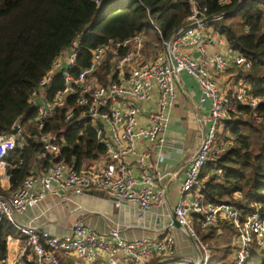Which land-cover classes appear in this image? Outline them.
<instances>
[{
  "label": "built area",
  "instance_id": "obj_1",
  "mask_svg": "<svg viewBox=\"0 0 264 264\" xmlns=\"http://www.w3.org/2000/svg\"><path fill=\"white\" fill-rule=\"evenodd\" d=\"M243 1L238 5L242 6ZM190 4L186 25L169 39L154 21L162 49L152 43L155 51L148 53L147 35L137 32L122 39L107 38L91 48L87 58L82 49L83 37L79 35L54 59L32 89L29 99L36 107L35 120L41 131L39 157L48 166L43 173L28 176L18 189L10 190L5 156L14 149H24L27 134L22 129L0 133V188L5 191L0 194V227L6 220L11 224L5 237L6 254L0 256V264H63V255L77 256L81 259L78 264H121V260L149 264L154 253H173L172 234L127 239L121 235L119 225L99 233L78 219L70 234L58 236L40 229L36 223L40 215L26 222L20 219V214L39 206L48 195L71 203L84 213L86 207L77 197L92 189L116 198L119 205L125 201L131 207H138L142 214L164 208V189L156 182L176 179L179 174L161 170L153 174L150 158L154 153L158 160H163L165 150H186L185 139L167 135L178 97L177 77L182 72L195 77L202 89V101H211L210 127L191 159L181 183L180 200L174 207L178 222L196 239L203 253V258L194 259L195 264H208L209 252L193 227L194 214L199 216L200 226L205 230L220 218L230 220L238 228L235 264H246L255 247L264 248V203H258L256 210L242 220L240 211L232 205L206 202L194 190L199 185L201 169L214 150L222 121L246 114L240 107L255 108L260 99L246 87L230 95L214 77L212 68L223 72L236 65L247 70L252 67V60L241 53L228 58L224 52L210 49L215 44H227L213 26L225 14H210L208 5L197 0H190ZM194 47L200 56L183 50ZM61 109L65 121L75 128H94L97 140L106 149V156L98 165L81 169L70 166L61 156L59 134L43 132L48 120ZM141 143L145 144L140 150ZM132 157L140 166L138 176L131 164ZM178 264L191 263L183 258Z\"/></svg>",
  "mask_w": 264,
  "mask_h": 264
},
{
  "label": "trees",
  "instance_id": "obj_2",
  "mask_svg": "<svg viewBox=\"0 0 264 264\" xmlns=\"http://www.w3.org/2000/svg\"><path fill=\"white\" fill-rule=\"evenodd\" d=\"M106 1L100 4L97 0H0V133L12 129L20 119L21 129L27 134L25 148L14 149L5 156L10 190L18 189L32 174L36 161L47 163L38 160L41 131L32 125L36 107L30 102V93L74 38L83 37V53L89 58L91 48L109 37L122 39L137 32L147 35L152 28L156 38L149 39L146 45L154 43L160 48L161 36L154 22L151 25L141 22L135 9L126 6L120 9L119 2L103 8ZM134 1L154 17L166 39L186 25L191 13L190 0ZM197 1L207 4L210 14L228 13L213 26L226 38L229 51L251 59L252 67L243 70L233 65L224 71H230V79L238 89L249 88L260 102L255 108L241 106L246 114L222 121L214 150L201 169L199 185L194 190L206 202L232 205L244 220L258 203H264V1L244 0L236 12L233 9L240 0ZM106 17L109 19L103 22ZM220 84L224 89L225 83ZM48 131L59 134L61 156L76 169L89 167L106 156L105 146L97 140L94 128H75L65 121L64 109L48 120L43 132ZM3 193L0 188V194ZM192 218L199 223L197 214ZM10 230V222L4 221L0 227V256L6 254L5 237ZM238 233L230 220L220 218L203 232L201 240L209 248L227 252ZM262 250L263 257H251L246 264L252 260L264 263Z\"/></svg>",
  "mask_w": 264,
  "mask_h": 264
},
{
  "label": "crops",
  "instance_id": "obj_3",
  "mask_svg": "<svg viewBox=\"0 0 264 264\" xmlns=\"http://www.w3.org/2000/svg\"><path fill=\"white\" fill-rule=\"evenodd\" d=\"M210 49L220 50L224 52L228 58L235 54L229 51L228 44L222 46H217L215 44L213 47H210ZM183 50L190 51L195 57L200 56V52L196 47ZM212 74L219 82L222 84L225 83L224 89L228 94H231V92H234V94L236 93L238 88L235 83H233V80L230 79V71L220 72L212 68ZM177 78L179 92L174 108L176 107L177 102L180 101L179 106L181 111L176 114V111L174 113L173 110L172 117L174 116L178 125L182 124L181 118H187L189 122H191V125L186 127L187 135L170 134L169 128L167 130V135L185 139L187 147L183 152L165 150L166 156L163 160H158L153 153L150 158L149 166L150 171L153 174H157L160 170L163 173L171 171L178 172L179 174L176 179L169 180L164 178L156 182L158 187L164 189L165 197L167 196L164 208L142 214L138 207H131L125 201H122L119 205L116 198L107 196L105 193L104 195H101V191L92 189L77 197L79 202L86 207L84 213L82 210L75 207V205L63 202L52 195H48L39 206L31 207L23 213L21 215L22 220L29 222L33 217L40 215V218L36 220L40 229H48L58 236L70 234L78 219H83L86 225L99 233H106L110 228L119 225L121 235L127 239L144 236L161 238L166 234H172L174 236L173 253H154L149 264H178V260L183 258H198V255L194 256L188 252H176L179 248V246H177L180 241L179 237L185 236L186 232L183 233L184 231L182 232L181 229H178L177 227L176 228L179 231L176 230L175 225L173 224V216L174 207L180 200V187L183 178L186 175L192 157L195 155L198 146L204 140L206 132L211 124V116H209L211 101H202V89L200 85H198L199 83L194 81L192 75L187 72H182ZM144 144L145 143L140 144V150L143 148ZM39 158L40 157H38V160ZM131 164L134 168L135 174L138 176L140 173V166L135 157L131 158ZM47 166V163L41 164L36 161L32 169V174L43 173ZM119 255L121 256L122 254L119 253ZM174 257H176V259ZM64 258L71 259L74 264H78L81 260L74 255H63L62 260ZM121 264L129 263L121 260Z\"/></svg>",
  "mask_w": 264,
  "mask_h": 264
},
{
  "label": "rangeland",
  "instance_id": "obj_4",
  "mask_svg": "<svg viewBox=\"0 0 264 264\" xmlns=\"http://www.w3.org/2000/svg\"><path fill=\"white\" fill-rule=\"evenodd\" d=\"M102 1H100V4H101ZM114 2H119L120 3V5H121L120 9H123L124 8L123 6L129 7L131 9H135L137 11L138 15H139V19H140L141 22L149 24V25H151V23L154 22V20H153L154 17L152 18L149 13H147L146 11L143 10V8L141 7L140 3L137 2V1H134V0H107L106 3L104 4L103 8H107L109 5H111ZM116 10H118V9H116ZM100 14L101 13H99V15ZM108 19H109V17H106L103 22H106ZM99 28L100 27H98V29ZM150 31L155 33L152 28L150 29ZM152 32H150V34H147V37L149 36L148 39H150V40L151 39L154 40L156 38ZM160 48L162 49V47H160ZM154 51H155V49L152 46H150V47L148 46V53L149 52H154ZM192 77L194 78V81L197 82L195 77L194 76H192ZM177 91L179 92L178 88H177ZM179 102L180 101H178L176 107L173 108L174 113L176 111V114L180 113V111H181L180 110V106H179L180 105ZM210 108H211V106H210ZM172 115H173V111H172ZM209 116H210V110H209ZM181 120H182V124L178 125L177 122H176L177 120L174 119V116L172 117V120H171L170 125H169L170 126L169 127V133L170 134L187 135L186 127L190 126L191 122H189V120L187 118H181ZM32 125H34V127L35 126L37 127V122H36L35 119L32 122ZM98 164H99L98 162L95 163V165H98ZM22 214H20V219L21 220H22V217H21ZM192 223H193V227H194L195 231L197 232L198 236H200L199 238L201 239L202 235H203V232H205L207 230L201 228L200 224L197 223V222H192ZM178 229L176 228L177 231H179ZM181 231L183 232V230H181ZM183 233H185V232H183ZM179 238H180L179 245H177V246H179V248H178V250H176V252L184 251V252H188V253H190V254H192L194 256L198 255V250H197L194 242L189 238V236L187 234H185V236H180ZM236 241H237V238L235 236V238L233 239V242H231V244H230V249L227 252H226V250L224 251V249H222V248L215 249L214 247H211L212 248L211 249V248H209V246L207 244H205L206 247L209 248L208 249L209 258L211 257V260L208 261V264H235V255H236L235 254L236 253V249H235L236 246L235 245H236ZM262 249L263 248H259V247L254 248L252 250V257H258V256L260 258L263 257V254H262L263 250ZM212 251H214L216 253V256L212 253ZM62 263L63 264H74L73 261L71 259H69V258H64L62 260ZM258 263L255 260H252L249 264H258Z\"/></svg>",
  "mask_w": 264,
  "mask_h": 264
},
{
  "label": "water",
  "instance_id": "obj_5",
  "mask_svg": "<svg viewBox=\"0 0 264 264\" xmlns=\"http://www.w3.org/2000/svg\"><path fill=\"white\" fill-rule=\"evenodd\" d=\"M241 5H238L236 8L233 9V12H236L238 9H240ZM225 15H227L228 13H224ZM13 130L15 131H19L21 129V126H20V119L16 120V122L14 123L13 125ZM206 136V135H205ZM101 195H104V193L101 191ZM167 197V196H166ZM173 224L175 225V227L179 228V229H183L184 231V228L183 226L178 222L177 218H176V215L174 213V216H173ZM185 232V231H184ZM186 234L189 236V238L194 242L197 250H198V256L200 258H203V253L200 249V245L198 244V242L194 239V237L190 234V233H187ZM176 259V257H174ZM173 258V259H174ZM190 259V263L191 264H195V260L193 258H189Z\"/></svg>",
  "mask_w": 264,
  "mask_h": 264
}]
</instances>
